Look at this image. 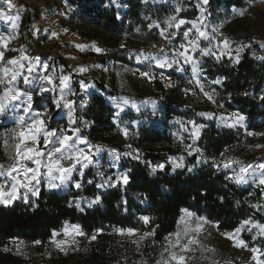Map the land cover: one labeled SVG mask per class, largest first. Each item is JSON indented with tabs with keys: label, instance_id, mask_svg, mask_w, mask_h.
I'll use <instances>...</instances> for the list:
<instances>
[{
	"label": "trees",
	"instance_id": "1",
	"mask_svg": "<svg viewBox=\"0 0 264 264\" xmlns=\"http://www.w3.org/2000/svg\"><path fill=\"white\" fill-rule=\"evenodd\" d=\"M65 1L73 7L66 25L108 50L112 94L133 99L144 97L132 77L138 65L118 40L109 43L112 37L156 40L163 30L174 33L180 19L187 20L181 28L184 30L204 14L206 21L219 25L218 39L227 38L230 43L242 45L243 50L238 62L228 55L217 59L216 55L195 53L209 82L207 89L213 95L212 100L190 83L188 68L185 73L170 72L173 80L170 86L160 77L153 80L158 103L155 108L127 110L118 117L103 96L93 94L81 114L93 118L96 124L84 135L96 139L109 131L113 134L109 139L111 146L130 151L121 161L128 183L121 181L106 190L99 186L102 182L98 170L90 169L80 187L67 185L58 190L43 187L39 196L28 203L0 205V264H165L169 258L165 249L175 240L170 234L183 231L188 214L214 225L223 236L235 235L264 250V234L254 230L257 225L258 229L264 227V185L238 184L221 168L225 157L249 161L243 157L250 142L247 130L264 131V59H258L264 57V49L243 16L233 12V9L247 10L255 0H208L207 4L203 0L160 3L125 0L126 8L122 11L109 0ZM172 17L175 19L170 21ZM181 36L182 31L178 32V37ZM185 90H193L194 94L188 95ZM33 92L36 108L45 111L50 127H57L61 118L54 103L55 94L39 88ZM234 112L244 117L246 129L203 115ZM115 118H120V125L127 128V137ZM135 121H139L137 126L133 124ZM188 122L201 130L192 145L177 135ZM13 127L12 119L0 114V160H8L3 137ZM120 138L122 142H117ZM175 158L182 160V167L173 168ZM161 164L163 169L157 167ZM97 196L100 199L96 205L77 207L81 198ZM143 216L149 217V223L140 219ZM246 221L242 231L235 233ZM76 224L86 235L76 238L78 243L64 254L50 243L52 233H59L56 239H65L62 234L65 226ZM121 228H133L140 233L134 238L121 236L116 232ZM153 230L154 235L140 239L143 233ZM94 234L96 239L90 241ZM36 240L42 243L34 245ZM188 264H209V261L196 256ZM234 264L256 262L238 259Z\"/></svg>",
	"mask_w": 264,
	"mask_h": 264
},
{
	"label": "rangeland",
	"instance_id": "2",
	"mask_svg": "<svg viewBox=\"0 0 264 264\" xmlns=\"http://www.w3.org/2000/svg\"><path fill=\"white\" fill-rule=\"evenodd\" d=\"M17 0H10V2H16ZM24 2V0H22ZM154 3H160L164 0H151ZM46 9H35L34 2H30L29 0H26L27 6L30 8V10H23V12L18 13L15 9L11 10L10 12H5L2 7L8 4V0H0V12L4 13L6 16H19V20L17 21V27L14 29L12 26L11 20H0V33H3L5 36V39L9 37H14L8 41L9 51L6 53V56L4 57V60L7 61L14 57L20 56V49H23L25 54H27L30 58L36 59L37 54L39 53V47L38 44H34L33 34L30 31L28 24L31 21V19L35 17H39V15H42V13L47 14L49 17H57L58 20L61 21L62 24L66 25V19L69 16L73 10V7L70 6L65 0H44ZM13 4V3H12ZM61 11L65 14H62ZM247 12L243 16V20L247 23L249 29L252 31V33L257 37L260 43V47L264 49V0H255L253 1L252 7L248 8L246 10ZM67 15V16H66ZM41 17V16H40ZM69 19V18H68ZM197 26L201 28V30H205L204 26H207V31L210 34H213L215 36V40L212 44L209 43L208 40H205L201 38L198 41V47L195 51H192L191 46L188 44L189 39H195V31L193 30L192 33H190L189 38L184 37V32L182 31L183 36L178 37V32H181L180 29L183 27L184 24H177V32L171 33L169 31L163 30L164 35L160 36L156 40H150V41H143L136 38H128L127 36H115L109 39V43H111L113 40H118V42L121 45H124L123 48L127 49V52L129 53L130 58L134 61V63L138 66L134 69V72L132 74L134 83L139 87L141 93L143 94V98H135L134 100H129L127 104L123 103L119 105V108H123V111L120 110V117L124 112L127 110L132 109H140L142 105L144 107H157V100L155 99V92L153 89V80L156 77H160L166 86H170L172 84V77L169 75L170 72H176V73H185L186 69H189V74L191 75L190 81L196 85L199 90L201 91V88L203 89V93H208L209 95H213L208 91L209 82L207 81L206 75L203 73V71L200 69L198 65V61L195 59L194 55L195 53L199 52L202 53V49H210L213 48V45L216 43V41H220V39L217 38L216 33H212L213 29H218V24L213 23L210 21L205 20L204 14L200 15L198 19L195 21ZM193 27V26H192ZM191 27V28H192ZM190 29V28H187ZM73 31V30H71ZM75 32V31H73ZM76 36L78 39H74L77 46H84V50H81L80 47H77L79 54L85 58V60H81L79 62H76L75 60L71 61L72 58H74V54L71 53V56H64V54L59 53L61 50V45L55 46V54L57 53L58 57H56L54 54H51L49 52L45 59L46 61H49L48 67H47V74H49L52 71L51 60H54V62L61 67V75L62 76H73V71H80L81 68L86 67L87 64L93 61V58H96L100 63L103 64H109L107 63L109 54L107 53L108 50L106 47L103 46H95L90 42H82L79 36H82L79 32ZM171 36V40H169L167 37ZM83 37V36H82ZM85 38V37H84ZM89 38V37H88ZM100 43V42H99ZM184 44L188 48V55L193 57L192 62L190 63H184L183 58L176 57L175 53L178 51H184V49L180 48V45ZM93 47H99L103 51L101 53H96L93 50ZM237 48H242L243 46L237 43H230L229 42V48L224 50L226 52L231 53V57H237ZM15 49L16 51H13ZM160 49H164V52H161ZM221 49H223V45L221 44L219 48H214L213 50L216 52L217 55L220 54ZM242 51L238 53L240 56ZM52 55V56H51ZM54 55V56H53ZM161 57L166 58L169 60L170 63H172V67H165V68H159L156 66L155 60L152 59V57ZM89 57V58H88ZM144 57H148V59H144ZM139 58V59H138ZM179 59V63H175V59ZM51 61V62H50ZM196 64L198 66V73L196 77L193 76L192 73V65ZM153 71L155 73L154 79H149L145 76H142L141 74L144 72H150ZM46 76V75H44ZM43 76V77H44ZM89 79H92L90 77ZM87 79V81L89 80ZM197 79L199 80V84H197ZM43 79H39L40 84H46L42 83ZM44 81V80H43ZM32 89L30 85H25L21 87V89ZM3 90L1 89V92ZM1 94V93H0ZM188 95L194 94L193 90H189ZM10 113L17 112L9 110ZM134 111V110H133ZM137 111V110H135ZM204 116L208 118L215 119L217 122L226 124L229 126H233L234 121L237 116H241L240 113L234 112V113H203ZM115 121L119 123V129L123 130L127 129L124 126L120 125V118H115ZM244 120L238 124H235V126H242L245 128ZM139 121H135L133 124L138 125ZM76 123H70L69 126L74 127ZM128 131V130H127ZM201 130L197 125H195L193 122H188L187 124H184L180 127V130L177 131V135L182 138L184 141L190 142L189 145H192L195 140H197L200 136ZM249 133H252V135H249ZM70 134H74L72 130H70ZM247 134L249 136V143L246 144V148L243 152V157H248L249 161H244L242 158H236L231 159L229 157L223 158L222 161V169L229 174V176L238 184L246 185V184H259V180L264 178V169H260L257 167L259 164H264V147H257V145H264V131L262 130H247ZM79 136L84 137V133H79ZM117 142H122L121 139H117ZM81 147H86L87 144H80ZM114 149H117L119 153H124V157H127L129 155L128 151H122L121 148L117 146H111ZM99 149V151H97ZM100 147H91V150L87 148V151L98 153V158H96V163L91 162L90 169H97L98 177L100 181L103 183L107 180H109V173H107L104 169L105 164L108 162L109 159L108 156H118V152H114L115 154H108V153H101ZM133 155V154H132ZM108 159V160H107ZM113 161H116L118 159L112 158ZM239 161V163H233L229 167L225 168L224 163L228 161ZM175 164H181L182 160L179 158H175L174 160ZM252 165L251 168L248 166ZM244 167L247 168L248 171L245 173H240V168ZM157 169V168H156ZM240 174L243 175L244 179L240 182H237L236 176ZM95 199H92L90 202L79 201L78 204L84 205V207H88L90 204L91 206L96 205L97 203H92V201ZM184 228L187 225L190 229H195L198 225L202 226V230L196 233L195 235L200 241V246L197 248L196 251L188 253L187 255L192 257L196 256H202L205 257L209 264H234L235 261L238 259H250L252 260L253 253L249 250L251 248H258L250 246L247 242H245L243 239L237 238V236L233 235L234 239H229L226 236H223L219 234L215 228L214 225H211L207 223L204 219H195L192 215H186L184 218ZM82 229V228H81ZM255 232L261 231V229H258L256 226L254 227ZM83 231V229H82ZM84 232V231H83ZM140 233V231H137L136 235ZM64 235V230L62 232ZM74 235V234H73ZM127 237L134 238L135 236H128ZM65 237V235H64ZM81 236H76L75 238H78ZM256 237V236H255ZM66 238V237H65ZM70 239V237H68ZM243 240L247 245L248 248L243 247H234L233 245L239 241ZM259 249V248H258ZM261 252H264V250H261ZM257 259L264 262V255H261L257 253Z\"/></svg>",
	"mask_w": 264,
	"mask_h": 264
},
{
	"label": "snow or ice",
	"instance_id": "3",
	"mask_svg": "<svg viewBox=\"0 0 264 264\" xmlns=\"http://www.w3.org/2000/svg\"><path fill=\"white\" fill-rule=\"evenodd\" d=\"M147 2V0H145ZM203 3L207 4L208 0H203ZM8 7L11 9L14 7L10 0H8ZM179 11V10H178ZM203 11V9H201ZM233 12L239 16H244L246 9L236 10L233 9ZM19 16L11 17L6 16L4 13L0 12V20H11L12 26L15 29L17 27V21L19 20ZM175 17L170 18L174 20ZM184 20H180L179 24H184ZM193 27L184 32V37L189 38L190 33L195 31V39H189L188 44L191 46L192 51H195L198 47V41L203 38L208 40L210 44L215 40V36L210 34L206 29L207 26H204L205 30H201L200 27L197 26L196 22H191ZM179 26V25H177ZM217 29H213L212 33H216ZM162 36L164 32L160 33ZM222 36L223 34L220 33ZM14 37H9L7 39L0 38L4 40V47H7V43L10 39ZM171 40V36L167 37ZM223 45V49H221L220 54L217 55L213 50L214 48H219L220 45ZM83 50L84 46H77ZM124 47V45H121ZM181 49L184 51H178L175 53V56L183 58L184 63H190L193 60V57L188 55V48L184 45H180ZM229 48V41L227 38L223 40L216 41L213 45V48L210 49H202V54H211L216 55L217 59H220L223 55H228L231 58V53L226 52L224 50ZM93 50L96 53H101L103 50L99 47H93ZM13 51H16L13 49ZM20 56L11 58L7 61L4 60V52L0 51V86H2L3 91L0 94V114H4L9 110L12 111H22L23 115L19 116L16 121V127L10 130V133H5L3 137V145L5 149V155L7 159L10 161L9 164H0V178H3V181L0 182V204L8 205L13 203L17 199H23L24 203L29 202L28 194L38 195V189L36 185L40 183L41 175H46L49 178V187L50 188H58L61 185L67 184L72 177V173L74 171H79L78 165H82L83 167H87L88 164L92 162L90 155L83 149L80 148V144H87V141L83 138L76 136L73 139V136L67 135L65 130H57V129H48L44 119L42 118V114L37 112L29 116V113L32 111V103L31 97L27 95L26 91H23L19 87V82H22L25 85H30L33 83L32 73L34 72L36 65L39 63L38 58L33 59L30 58L27 54H25L23 49H20ZM161 52H164V49H160ZM237 57L236 61H239L238 53L242 51V48H237ZM175 59V63H179V59ZM139 59V58H138ZM144 59H148V57H144ZM155 60L156 66L159 68L172 67V63L169 62L166 58L161 57H152ZM258 59H264V57H258ZM47 65H43L45 71L47 70ZM192 73L193 76L196 77L199 69L196 64L192 65ZM81 72L86 71V69L81 68ZM142 76L149 77V79H154V77L149 76V73L144 72L141 74ZM40 79H43L47 85L51 87H43L41 86V91H49L54 92L57 88L60 89L61 93L63 90L68 87L67 82L69 81V76H62L59 78V84L57 85L51 76H44ZM191 83V81H190ZM219 83V81H216ZM197 84H199V80L197 79ZM188 91V90H185ZM201 91L203 89L201 88ZM205 96L209 100H212V96L208 93H204ZM24 97V99H22ZM61 101H64L63 106L69 109V122L75 123V120L72 118L71 110H72V101H68L65 99L63 95L60 96V99L54 100V103L57 107L60 106ZM213 103L215 101H212ZM124 103L127 104L128 101L124 100ZM119 107V106H118ZM123 111V108L120 109ZM119 115V113H117ZM26 117H28L26 119ZM244 120V117L237 116L233 126L238 124ZM73 133H77L79 129H73ZM59 132V135L57 134ZM123 134L127 137V129H124ZM252 135V133H249ZM264 135V134H262ZM41 140L43 142V147H41ZM49 145H51V149H49ZM190 147V146H189ZM257 147H264V145H257ZM99 151V149H97ZM191 154V153H189ZM119 159V156L116 157ZM64 161H67V165H65ZM27 162H31V164L35 165L34 167L29 166ZM233 163H239V161H228L224 163V167L227 168ZM160 169L164 168V165L157 166ZM182 167L181 164H174L173 168ZM249 168L252 165L248 166ZM260 169H264V164L257 165ZM41 168L46 169V172L41 173ZM153 172L156 171V167L152 169ZM191 171V169H189ZM248 169L241 167L240 173L247 172ZM264 175V173H262ZM111 180V178H109ZM244 179L243 175L238 174L236 176L237 182H240ZM123 181L124 184H127L129 181V177L125 174L123 176H117L114 182L109 183V186H115L116 183ZM54 181H59V183H55ZM259 184L264 185V178L259 180ZM76 187H80L79 184L75 185ZM103 187V185H100ZM100 197H96L92 203L99 202ZM91 206V204L89 205ZM79 207V204H77ZM145 224L149 223V217L143 216L140 218ZM248 223L247 221L242 223L238 228L234 230L235 233H239L244 228V224ZM257 227H260L257 225ZM202 230V226L198 225L195 229H190L187 225L183 229L182 232H177L175 234H170L175 236L174 242L170 244L169 248H166L165 251L168 252L169 258L165 261V264H188L191 259L188 256V253L194 252L200 246V241L195 235L199 231ZM251 229H249L250 231ZM100 230H97L99 232ZM138 230L133 228L127 229H116V232L123 236L127 234L128 236H135ZM74 234V235H73ZM154 230L151 233H143L140 239H144L150 235H154ZM261 234H264V227H261ZM59 233L55 231L52 233V238L50 243L55 246L57 250L67 254V250L72 245L77 244L76 236H84L86 235L81 226L70 225L65 226L64 235L65 239H56ZM227 238L234 239L233 235L225 234ZM70 237V239L68 238ZM255 238V237H254ZM90 241L96 239V235H92L89 237ZM167 239V238H166ZM136 243V241H133ZM23 243V242H21ZM42 242L39 240L33 241L34 245H40ZM234 247H243L248 248V245L243 241L239 240L234 245ZM172 249H176L175 251ZM7 250V249H5ZM75 250V249H74ZM252 253V260L256 262V264H264V262L257 259V253L264 255V252H261L258 248L249 249Z\"/></svg>",
	"mask_w": 264,
	"mask_h": 264
},
{
	"label": "built area",
	"instance_id": "4",
	"mask_svg": "<svg viewBox=\"0 0 264 264\" xmlns=\"http://www.w3.org/2000/svg\"><path fill=\"white\" fill-rule=\"evenodd\" d=\"M28 1V0H27ZM39 0H30V2H38ZM111 2V4L114 5V7L118 10V11H122L126 8L125 5V0H109ZM14 3V2H12ZM14 5V4H12ZM2 9L5 12H10L11 10L15 9V6L13 8H9L8 4L5 5L4 7H2ZM40 18V19H39ZM41 19L42 17H35L33 19H31V21L28 24V27L30 29V31L33 34V43L34 44H38L37 46L39 47V53L37 54V58L39 63L36 65V68L34 70V72L32 73V79H33V83L30 84V86L32 87V89H28L26 90L21 89V87L25 86V84L22 82V80H20L19 82V87L21 90L26 91L27 95L31 97V103H32V111L31 113H29V116H31L34 113H41L42 114V118L44 119L46 126L48 129H57V130H65V133L67 135H71L70 134V130L73 129H79V131L77 132V134L79 133H84L85 131H88L92 126H94L96 124L95 120L91 117H87L84 116L82 113L84 107L89 104L91 102V96L93 94H99L101 96L104 97L105 101L107 103H109L110 105H112L115 109V114L116 116L120 115V108L118 107L120 104L122 106V104L124 103V100H132L133 98L127 97L125 95H121V94H112L110 92L111 90V83H112V67L109 64H103L100 63V61H98L96 58H93V61L90 62L89 64L86 65V67H84V69H86V71H73L74 74L73 76H70L69 81L67 82L68 87L65 88L63 90V93H61L60 89L57 88L56 91L54 92H49V91H44L47 93H53L55 94V100L60 99V96L63 95L65 97L66 100L68 101H72V110H71V115L72 118L75 120L76 125L74 127L69 126L70 122H69V109L65 108L63 106L64 101H61L60 106L56 108L58 110L59 113V117L61 118V121L59 122V125L57 127H50L45 119V111L44 110H39L36 108L35 106V96H34V92L33 89L35 88H39L41 89V86L43 87H51L50 85L47 84H40L39 83V79L42 78L44 75L46 76H51L53 78V80L55 81V83L58 85L59 84V78L62 77L61 75V67L60 65L56 64L54 62V60H51V66H52V71L47 74L45 71V69L43 68V65L49 63V61H46L45 57L46 55L51 52V54H54L56 57H58L57 53L55 54V46L56 45H61V50L59 51V53L62 52V54H64V56H67L68 54L71 55L74 54L76 56H74L77 60L76 62H79L83 59H81L78 55V49L76 47V42L74 41V39H78V37L73 34L72 31H70V27H66L67 28V32L65 34H63V30L65 28L64 24L60 22H57L54 25V30L52 32H49L46 28L41 26ZM67 26V25H66ZM70 29V30H69ZM76 36V38H74ZM82 42H90L95 46H103L102 43H99L98 41H96L93 38H84L82 36H79ZM0 38H4L5 36L3 33H0ZM9 45L7 44V47H4V40L0 39V51L4 52V57L6 56V53H8L9 51ZM53 55V56H54ZM52 56V55H51ZM36 58V59H37ZM235 58V57H233ZM236 59V58H235ZM50 61V62H51ZM149 76L154 77L155 73L153 71L148 72ZM90 77H92V79H89ZM149 78V77H147ZM87 79H89L87 81ZM42 83H45V81L42 80ZM0 88L3 90L2 86H0ZM22 99H24V97H22ZM117 113H119V115H117ZM3 116L8 117L9 119H12V121L14 122V127H16V121L18 119L19 116L23 115L22 111H19V113H13L10 111H7L6 113L2 114ZM28 117H26L27 119ZM13 127V128H14ZM123 130H121V133L123 134ZM59 135V132L57 133ZM112 133L109 131H105L104 133H102L99 137H97L96 139H90V145H93V147H100V148H109L111 147L110 144V138L112 137ZM123 136L125 137V135L123 134ZM121 139V138H120ZM122 140V139H121ZM41 147H43V142L41 140ZM49 149H51V145H49ZM93 157V158H92ZM91 157L92 162H94V155ZM10 161L7 160H0V164H9ZM29 164V166L34 167L35 165L31 164V162H27ZM65 165H67V161H64ZM79 171H74L72 173V177L71 180L64 185H61L58 188H54L56 190L67 186V185H74L76 184H80L85 180L87 172L90 170V165L88 164L87 167H83L82 165H78L77 166ZM105 171L107 173H109V178H111V180H107L103 183H100V185H103L102 188L104 189H110L112 187L109 186V183L114 182L116 180L117 176H123L126 174V172L121 169V162L119 161H113V160H108V162L105 164L104 167ZM46 172V169L41 168V173ZM127 175V174H126ZM3 181V178H0V182ZM122 181V180H121ZM120 181V182H121ZM55 183H59V181H54ZM119 183V182H118ZM118 183H116L115 185H117ZM37 189H38V195H32L31 193L28 194L29 196V200H35L39 194L40 191L43 187L45 188H50L49 187V178L46 175H41L40 177V183L38 185H36ZM92 200V198L89 197H85V198H81L80 202L83 201L85 202V204L87 202H90ZM17 201H23V199H17L15 200L13 203L8 204V205H4V204H0L1 206H5V207H9L12 206L13 204H15ZM79 208L84 209V205L79 204Z\"/></svg>",
	"mask_w": 264,
	"mask_h": 264
},
{
	"label": "crops",
	"instance_id": "5",
	"mask_svg": "<svg viewBox=\"0 0 264 264\" xmlns=\"http://www.w3.org/2000/svg\"><path fill=\"white\" fill-rule=\"evenodd\" d=\"M30 1V0H29ZM14 4V6H15V10H16V12H18V13H21V12H23V10H30V8L27 6V3H26V0H24V2L22 1V0H17L16 2H14L13 3ZM34 5H35V9H46V7H45V2H44V0H39L38 2H35L34 3ZM44 9V10H45ZM61 13L62 14H65V13H63L62 11H61ZM42 17V19H41V26L42 27H44V28H46L49 32H52L53 30H54V25L57 23V22H60V20H58L59 18H57V17H49L47 14H45V13H42V15H39V17ZM67 16V15H66ZM68 18H69V16L67 17V19H66V23H67V21H68ZM40 19V18H39ZM180 20H184L185 21V23H184V25H183V27L187 24V20L186 19H180ZM179 20V21H180ZM179 21H178V23L177 24H179ZM65 26V28H64V30H63V34H65L66 32H67V28L66 27H68V26H66V25H64ZM176 28H178L177 27V25H176ZM70 30V29H69ZM185 30H188V29H184V30H181L180 29V31H185ZM219 30V25H218V29H217V31ZM71 31V30H70ZM178 30H176V32H177ZM73 32V31H72ZM73 34H75V35H77L78 33H76V32H73ZM74 38H76V36L74 37ZM83 48H85L86 49V47H83ZM84 50V49H83ZM67 56H71V55H67ZM74 56H76V55H74ZM81 59H83V60H85V58L84 57H82L80 54L78 55ZM37 57V56H36ZM89 58V57H88ZM73 60H77L75 57L74 58H72L71 59V61H73ZM132 100H134V99H132ZM141 108L140 109H132V110H137V111H139V110H141V109H143V108H147V107H144V105H142V106H140ZM150 108H153V107H150ZM15 113H19V111H17V112H15ZM139 124V123H138ZM137 126V125H136ZM70 136H73V139H75L76 138V136H79V134H77V133H74V134H72V135H70ZM79 137H81V138H83L84 140H86L87 141V146L86 147H81L80 145H79V147L80 148H83L89 155H90V157H92L93 155H94V160L96 161V158H98V153H95V152H92V154H90V152L89 151H87V148L88 149H90L91 150V147L93 146V145H90V139L88 138V137H86V136H84V137H82V136H79ZM86 145V144H85ZM114 152H118L117 151V149H114V148H112V147H109V148H102L101 149V153H108V154H110V155H112V154H115ZM118 156H119V159L118 160H116V161H119V162H121L122 161V159H123V156H124V153H119L118 152ZM115 157H117L116 156V154H115V156H112V157H110V156H108V158L110 159L111 158V160H112V158H115ZM93 158V157H92ZM108 160V159H107ZM94 161V162H95ZM96 163V162H95ZM73 185V184H72ZM76 185V183L74 184V186ZM80 185V184H79ZM81 186V185H80ZM76 187V186H75ZM48 189H50V190H56V189H54V188H48ZM98 203V202H97Z\"/></svg>",
	"mask_w": 264,
	"mask_h": 264
}]
</instances>
